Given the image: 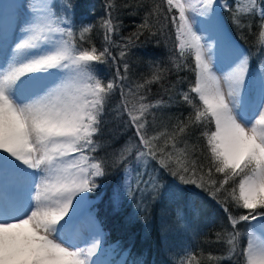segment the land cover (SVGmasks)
<instances>
[{
  "label": "snow or ice",
  "instance_id": "1",
  "mask_svg": "<svg viewBox=\"0 0 264 264\" xmlns=\"http://www.w3.org/2000/svg\"><path fill=\"white\" fill-rule=\"evenodd\" d=\"M218 6L231 13L241 32H252L259 19L255 35L264 53V0H235L234 7L219 0H162L147 8L143 0H109L100 47L91 39L92 26L77 34L55 0H27L30 19L19 25L20 38L0 64V264H106L99 259L105 233L81 209L109 167L123 173L114 206L122 196L136 200L139 194L137 208L146 214L165 176L173 178V199L185 193L181 185L203 189L227 214L228 227L216 233V241L226 244L225 258L264 264V78L254 98L248 83L251 54L236 47L227 69L216 68L214 44L200 32L221 37ZM121 8L130 15L145 9L127 37L120 36ZM171 29L170 67L156 65L130 86L131 47L142 37L167 41ZM99 65H115L113 75L105 80ZM173 71L194 73L186 90L177 88L183 82L179 75L165 86ZM152 85L169 101L175 92L187 116L175 123L160 118L158 124L157 110L168 103L149 100ZM117 91L120 101L112 114L133 136L109 164L97 153L105 147L99 137ZM112 251L122 256L124 250ZM205 259L221 257L187 251L179 264Z\"/></svg>",
  "mask_w": 264,
  "mask_h": 264
},
{
  "label": "trees",
  "instance_id": "2",
  "mask_svg": "<svg viewBox=\"0 0 264 264\" xmlns=\"http://www.w3.org/2000/svg\"><path fill=\"white\" fill-rule=\"evenodd\" d=\"M220 1L227 2L229 7L235 6V0ZM66 2L71 4L70 12L66 14L73 30L78 34L82 27L92 26L91 39L98 47L102 46L103 30L100 25L106 18L109 0H66ZM115 2L122 4L124 0H115ZM153 2L161 3L162 0H143L146 8ZM144 11L145 9H140L137 15H130L127 8L120 9L119 17L122 22L120 36L127 37L136 30L137 25L142 21ZM220 15L231 36L244 51L251 54L250 72L253 76L264 58L255 35L258 31L259 19H254L252 32L247 30L241 32L232 23L231 13L227 9L222 10ZM169 35L171 38L167 41L163 37H142L131 47L127 57L130 64V80L127 83L130 86L133 82L149 76L156 65L170 67L169 56L174 45V29L169 30ZM115 38L119 40V37ZM113 51L115 53L116 50ZM191 63L192 61L189 60V64ZM114 68L115 65H99L100 74L105 80L113 75ZM178 75L183 78V82L177 84L179 89L186 90L189 82L194 80V73L191 71H182L179 74L173 71L169 74L165 86L175 83ZM171 95L174 98L169 101L168 95L159 85H152L149 100L155 102L163 98L168 103V107L157 110L158 124L160 118L165 121L172 118L171 122L175 123V118H183L188 114L189 109L179 102L175 92ZM119 101L120 95L117 91L108 105V115L105 117V124L99 137L105 147L97 153V156L107 160L109 164L112 153L133 136L132 129L127 128L123 120L115 119L112 114L113 107ZM188 139L190 143L195 142V136H190ZM122 178L121 169L109 167L106 175L98 180V188L89 193L88 198L95 200L92 210L105 233L104 243L123 249L128 264H179V259L187 251H194L198 255L203 253L205 257L209 253L221 257L218 262L205 259L204 264H236L235 258L232 260L225 258L226 244L216 241V233L228 227L227 214L221 204L203 189L194 185H181L185 193L180 198L173 199L169 195L173 178L165 176V187L156 202L149 203V211L146 214L137 208L139 194L136 200L122 196L119 206H114V194L117 193ZM245 243L246 241H242V246Z\"/></svg>",
  "mask_w": 264,
  "mask_h": 264
},
{
  "label": "rangeland",
  "instance_id": "3",
  "mask_svg": "<svg viewBox=\"0 0 264 264\" xmlns=\"http://www.w3.org/2000/svg\"><path fill=\"white\" fill-rule=\"evenodd\" d=\"M55 3H56V6L58 8L57 11L60 13V15L62 17L66 16L67 20L70 23L69 17L66 14V13H69L70 10H69V8H67V9L64 8V5L67 4L66 0H55ZM11 4H12L11 9L14 11V14L10 10L7 11V12L12 14V17L15 18V20H17V18L20 17L19 15L21 13L27 11L26 7H24V6L22 7L20 4L18 6V3L16 2V0H13L12 3L8 0V2L3 3V6H5V5L9 6ZM219 5H227L228 6L227 2H221L220 0H219ZM223 9H226V8L220 6L219 11L223 10ZM19 20H17V22ZM13 30H14V28H13ZM200 34L206 37V31L201 30ZM8 38H6V41H5L4 45H0V64L3 63V58L8 54V49L10 48V46L14 42V39L12 40V37H10V35H9ZM230 39L232 41H234L233 38H230ZM233 47L239 48L240 50L244 51L243 48L237 43ZM222 57H227V58L230 57L229 49L228 50L224 49L223 51L217 53V47H216L215 50L213 51V60H214L215 66L219 70H226L227 66H228V63H224L225 65H220L221 63L224 62ZM218 63H220V64H218ZM262 78H264V58L261 61L258 69L253 73V76L251 75V78H250V80L248 82L249 83V92L252 94V96L254 98H258L259 97L260 90H261V80H262ZM94 202H95V200H91V199L88 198V203L85 204L87 206L85 207V210L83 212L85 217L89 214V212H91L94 215V212L92 210V205H93ZM253 223H255V222H253ZM102 248L104 249L102 258L104 259V258H106V256H110V259L108 261H106V264H119V261L126 260V255L125 254H123L122 256H119V255L115 254L112 251L113 249H118L115 245H107V244H105L103 242L102 243Z\"/></svg>",
  "mask_w": 264,
  "mask_h": 264
},
{
  "label": "bare ground",
  "instance_id": "4",
  "mask_svg": "<svg viewBox=\"0 0 264 264\" xmlns=\"http://www.w3.org/2000/svg\"><path fill=\"white\" fill-rule=\"evenodd\" d=\"M9 1L11 3L13 2V0H9ZM5 2H8V0H0V3H2V4H0V7H4L3 3H5ZM16 2L18 3V6L20 4L21 6L23 5L24 7H26L27 0H16ZM11 6H12V4L9 5L8 7H4L2 9H0V45H4L6 38H8L9 35H10V37H12V40L13 39H14V41L18 40L20 38V35H21L20 31L18 30L19 25L23 24L24 21L30 19L29 14L26 11V12H23L19 15L20 17H18L17 20H19V19L20 20L17 22V20H15V18L12 17V14L7 12L10 10L14 14V11L11 9ZM219 8H220V6L217 7V16H218L220 23L222 25V29H223L222 35L218 39L215 36H213L210 32L206 31V38H207V42L214 44V50L217 47V53L223 51L224 49L225 50L229 49L230 57H228V58L222 57L224 62L221 60L223 63H221V64L218 63L220 65H225L224 63L229 64L231 62L232 47L235 46L236 43L230 39L231 37H230L229 33L227 32V30H226V28H225V26H224V24L220 18ZM13 28H14V30H13ZM8 52H9V49H8ZM86 206L87 205H84L82 207V209H81L82 213L84 212ZM102 257H103V254H100L99 259L101 261H104V262H106L110 259V256H106V258H104V259Z\"/></svg>",
  "mask_w": 264,
  "mask_h": 264
}]
</instances>
